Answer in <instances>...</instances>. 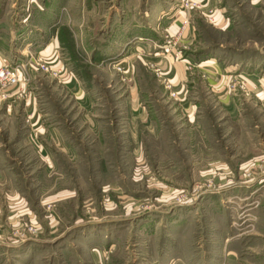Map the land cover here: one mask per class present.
<instances>
[{
  "label": "rangeland",
  "instance_id": "rangeland-1",
  "mask_svg": "<svg viewBox=\"0 0 264 264\" xmlns=\"http://www.w3.org/2000/svg\"><path fill=\"white\" fill-rule=\"evenodd\" d=\"M185 1L194 2L181 4ZM225 1L233 27L226 32L205 29L210 44L222 45L220 59L239 65L245 78L261 77L264 2L257 7L250 0ZM164 2L0 0V23L10 24L9 40L21 32V50L25 41L43 37L38 26L43 18L58 27L66 24L59 36L63 60L101 100L97 117L86 116L61 79L38 66L44 60L15 51L39 71L29 90L40 120L34 126L25 114L28 82L26 92L22 87L13 91L21 105L10 108L12 102L0 94V264H264V180H250L252 188L259 187L260 197L249 198L250 191L240 186L233 191L252 173H264V164L263 170L245 164L264 155V148L255 147L264 145V125L252 139L247 131L262 120L264 102L256 103L251 96L245 103L253 111L246 123L233 126L234 140L223 139L218 132L206 141L216 148L195 149L189 140H178L184 131L178 130L181 124L185 128L194 123L160 101L161 83L155 73L140 67L135 82L141 100H152L154 108L163 104L164 110L152 118L154 135L151 126L137 121L135 135L141 141L131 143L127 124L133 118L124 110L129 85L121 77L119 56L107 53L96 65L97 52L91 49L97 48V39H106L101 46L118 53L117 45L137 40L131 31L129 38L121 36L117 25L143 20L146 9ZM157 17L151 15L155 25L161 22ZM78 30L86 35H76ZM212 119L217 120L214 127L221 126L219 117ZM54 128L67 135V143H61L64 148L55 144L59 140L52 135ZM38 141L43 149L35 145ZM209 161L223 168L217 169L216 179H202V172L218 166ZM235 171L233 179H226Z\"/></svg>",
  "mask_w": 264,
  "mask_h": 264
},
{
  "label": "crops",
  "instance_id": "crops-1",
  "mask_svg": "<svg viewBox=\"0 0 264 264\" xmlns=\"http://www.w3.org/2000/svg\"><path fill=\"white\" fill-rule=\"evenodd\" d=\"M164 1V4L161 3V5L157 7L146 9L143 13V20L138 19L135 22L132 21L122 26L117 25V30L121 32V36L128 37L132 32L137 41H128L125 44L117 45L118 53H116L114 49L107 50L105 47L101 46L106 39L101 41L102 38H100L97 39V48H93L91 51L93 54L97 52V67L104 62L103 57H105L107 53L110 54L112 52L113 55L116 54L119 56V65L122 66L124 71L121 77L124 78L123 81H127L129 85V94L125 98L127 108L124 110L126 116L130 119L133 118V121L131 122L130 120L127 124L131 143L141 141V139H138L139 137L137 138L135 135L138 131V126H136L138 124L137 121L142 125L152 127V118L158 116L161 109L164 110L163 104L159 108H154L151 104L152 100L146 98L143 102L141 96H139L135 82L136 72H138L140 67H144L149 73L153 75L155 73L157 83H161V92L163 94L160 101H163L166 105L171 104V106H175L176 110L174 108L170 110L174 111L176 114L178 113L177 115L180 114L183 118L187 117L190 124L194 123L193 126L185 128L183 124H181L178 130L180 131V128L183 127L182 129H184V131L181 133L178 140H189L195 149L211 150L216 147H213L212 144H206V141L209 138L211 140L212 137L218 136V132L223 135V139H235L232 137V134H235L237 130L233 126H242V122L246 123L248 120L249 112L253 111L245 108L247 105H245V103L250 101L251 96L256 103L258 101L264 102V75L260 77L259 75L249 74L246 76L248 78H245V70H241L239 65H233L231 62L227 64L220 59L217 52H223V50H220L223 49L222 45L216 46L210 44L212 41L205 29L212 28L220 32H226L233 27L230 18L226 16L225 13L228 6L227 3H225L227 1L194 0V2L200 5V8L196 10H182L181 0ZM250 1L253 6L257 7H260L264 2V0ZM150 14L158 15L157 19L161 22H157L155 25L153 20L150 21V19H152ZM43 20L45 22L40 21L41 24H38L40 30L43 31V37H33L29 41H25L23 44L25 48L22 50L20 40L21 32L17 30L18 37H10L11 39L9 40L7 36H12V34L9 35L8 33L10 31V24L0 23V66L4 62H7L11 66H16L15 61H17L22 70L19 86L12 87L8 91L13 92L16 88L22 87L26 92V82H28V90L31 85L36 84L33 78L39 73L38 69L31 61L28 63L27 59L22 61L21 56H15V51H20L23 54L29 53L32 58V54H34L39 60H51L53 64L57 63L56 66L58 68L61 67L64 73L59 82H61V84L63 83V87L67 93L78 103L81 107V111H83L86 116L97 117V110L99 109L97 107L100 105V103L97 102L101 100L98 97L97 99L95 98L94 89L87 88L88 83L86 84L85 80L82 79L76 71H73L72 68L70 69L69 65L63 60L65 54L62 55V53L65 51L63 50L64 46L61 40H59V36L61 27H65L66 24H62L58 27L56 23L52 24L48 18H43ZM78 31L79 32L75 31L76 35H86L84 30ZM164 34L165 41L162 39ZM17 38L18 40H15ZM46 38H48L47 41L45 40ZM113 42L116 43L115 41ZM87 44L90 48L92 47V42L89 40ZM98 55L101 56L98 57ZM21 62H25V66H22ZM62 66H64V69ZM240 81L244 82L245 86L243 88H237L235 92H230L229 86L232 83L239 84ZM24 91L23 95L25 94ZM30 91L31 90L28 92V96L25 95L26 101L24 100V103L27 107V109H25V114L30 117L31 122H34V126H37L40 120V113L38 112L37 104H35L36 98ZM15 92L9 94L7 97L9 103L12 102L10 108L14 103L19 105L23 103L21 100L15 101V98L17 99V93ZM172 93L173 96L171 95ZM261 109V112L264 111V108ZM20 111L21 109L19 112ZM119 112L121 115L123 110L121 109ZM7 113L10 115L13 113V110L7 109ZM218 117L221 119L222 124L216 128L212 124L217 125V120H213L212 118L216 119ZM263 122L264 116L262 120L257 122L254 121V126L249 127L247 130L250 131L249 139H252L253 135L256 133L260 134V129L262 128L263 130ZM209 125L211 128H208ZM232 128H234V130ZM53 131L55 132H53L52 135L59 140H54L55 144L58 147L64 148L65 145L61 143H67L64 140L68 138L67 135L63 136L57 128H54ZM154 131L152 127L150 132H152L153 135L156 133ZM38 132H40L39 129L35 130V134ZM118 133L121 134L122 131H117L115 135ZM35 145H39L43 149V145L39 141L37 144L35 142ZM255 147L264 148V145L260 146L258 143ZM200 161L204 162L202 160ZM220 163L232 164L235 162ZM208 164L211 166L218 165V163L210 161ZM245 164L248 167L254 165L253 169L263 170L264 155L251 158L247 160ZM217 169L223 168L218 165L216 168H210V171H206L205 173L202 172L204 175L202 179H216L214 176L217 175ZM229 173L232 176L228 175L226 179H233L236 175V171ZM199 174L201 175V172ZM263 177L264 173H252L251 177L244 178L245 180H243L244 182H242L241 185H235L234 187L236 188H233V191L234 189L237 190V187L240 186L250 191L248 194L249 198L254 196L260 197L261 195L258 192V190H260L259 187L255 186V189L252 188L250 180L255 181L258 178L264 180ZM257 192L259 194L255 195ZM260 205L256 208L257 210L260 209ZM252 209H255V207ZM257 212L260 213L259 211Z\"/></svg>",
  "mask_w": 264,
  "mask_h": 264
},
{
  "label": "built area",
  "instance_id": "built-area-1",
  "mask_svg": "<svg viewBox=\"0 0 264 264\" xmlns=\"http://www.w3.org/2000/svg\"><path fill=\"white\" fill-rule=\"evenodd\" d=\"M183 8L186 10L191 9H199L200 5L195 2L185 1L182 4ZM186 24V22H185ZM38 66L45 72L51 74L54 77H58L59 79L63 77V70L58 68L56 65H52L51 62L44 61L41 64L38 63ZM21 69L19 65L11 66L7 62L2 63L0 66V94L3 98H7L9 94H7L8 90L12 87H18L20 84L21 78ZM244 82L232 83L229 86L230 92H235L237 88L244 87Z\"/></svg>",
  "mask_w": 264,
  "mask_h": 264
}]
</instances>
